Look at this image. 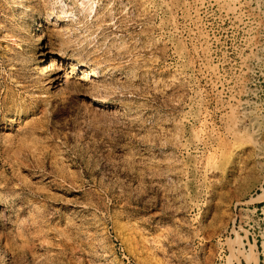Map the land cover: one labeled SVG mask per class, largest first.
<instances>
[{
	"label": "rangeland",
	"instance_id": "rangeland-1",
	"mask_svg": "<svg viewBox=\"0 0 264 264\" xmlns=\"http://www.w3.org/2000/svg\"><path fill=\"white\" fill-rule=\"evenodd\" d=\"M60 2L0 0V264H264V0Z\"/></svg>",
	"mask_w": 264,
	"mask_h": 264
},
{
	"label": "bare ground",
	"instance_id": "bare-ground-1",
	"mask_svg": "<svg viewBox=\"0 0 264 264\" xmlns=\"http://www.w3.org/2000/svg\"><path fill=\"white\" fill-rule=\"evenodd\" d=\"M227 5H230L231 1L232 0H223ZM43 3V2H42ZM83 3V2H82ZM88 3V2H87ZM60 6L61 8L55 12V10L52 8V9H48L46 8V11H45V16H44V21L47 23L46 24V31H50L49 30V25L52 24L53 26H61L62 25V22H64L65 19H63V17H69L71 16L70 13H68V10L65 9V4L63 2V0H61L60 2ZM89 4V3H88ZM59 6V7H60ZM89 6V5H88ZM91 7V6H90ZM232 7V6H230ZM86 8V7H85ZM89 8V7H88ZM91 9V8H90ZM89 13V12H88ZM67 19V18H66ZM69 20V19H67ZM41 56L44 57L45 56V52L42 51L41 53ZM56 62H54L52 60V62H50V65H44L42 68H45L48 70V75H49V80L48 82L50 83H54L56 84L57 83V80H58V73L59 71L61 70V67L56 65L55 64ZM70 74V73H69ZM90 75H94L96 77H99L98 75V71L96 68H91V71L89 72ZM88 74V75H89ZM79 78L81 79L82 77L79 76ZM83 79V78H82ZM71 82H73L71 79H66L65 80V84H70ZM95 103L98 104V105H103L105 102L101 99H98L96 98L95 99ZM233 124V128L235 127V125H237V121L234 120L232 122ZM235 129H233V133H234ZM2 249V248H0ZM8 253L5 249H2V254H0V260L2 262H5L6 259H8Z\"/></svg>",
	"mask_w": 264,
	"mask_h": 264
}]
</instances>
